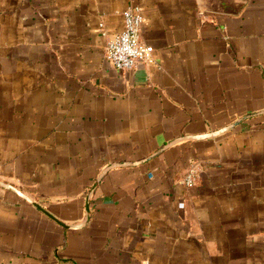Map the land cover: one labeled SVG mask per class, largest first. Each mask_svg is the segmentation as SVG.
<instances>
[{
  "label": "crops",
  "instance_id": "0c3cea01",
  "mask_svg": "<svg viewBox=\"0 0 264 264\" xmlns=\"http://www.w3.org/2000/svg\"><path fill=\"white\" fill-rule=\"evenodd\" d=\"M263 110L264 0H0V264H264V114L85 215Z\"/></svg>",
  "mask_w": 264,
  "mask_h": 264
},
{
  "label": "built area",
  "instance_id": "2783aa9c",
  "mask_svg": "<svg viewBox=\"0 0 264 264\" xmlns=\"http://www.w3.org/2000/svg\"><path fill=\"white\" fill-rule=\"evenodd\" d=\"M123 29L108 40L105 46V58L117 70H134L141 63L151 61L153 48L140 42V30L143 21L138 7L127 8L123 12ZM194 183L193 172L184 179L188 187Z\"/></svg>",
  "mask_w": 264,
  "mask_h": 264
},
{
  "label": "water",
  "instance_id": "95a60500",
  "mask_svg": "<svg viewBox=\"0 0 264 264\" xmlns=\"http://www.w3.org/2000/svg\"><path fill=\"white\" fill-rule=\"evenodd\" d=\"M262 114H264V110L263 111H260V112H257V113H254V114H250V115L244 116V117L240 118L239 120L235 121L234 123H232L230 126L225 127L223 129H220V130H218L216 132H213V133H210V134L199 135V136H185V137H181L179 139H176V140H174V141L166 144L165 146H163L162 148H160L157 152H155L153 155H151L146 160H143L142 162H137V163H114V164L108 165L107 167H105L102 170V172L96 178L95 182L92 184L90 190L87 193V196H86V207H85L86 220H88V217H89L88 207H89L90 198H91L93 192L95 191L96 187L98 186V184L102 180V178L105 176V174L107 173V171L109 169H111L112 167H115V166L133 167V166L139 165V164L143 163L144 161H149V160L153 159L154 157H156L161 152H163L165 149L169 148L170 146H172L175 143H178V142L184 141V140H204V139H208V138H214V137H217V136H219V135H221V134H223V133L231 130L235 126L239 125L245 119H249L251 117L259 116V115H262ZM0 187L5 188V189H8V190L14 192L17 196L23 198V196L21 195V193L18 190H16L12 186H9L8 184H5L3 182H0Z\"/></svg>",
  "mask_w": 264,
  "mask_h": 264
}]
</instances>
